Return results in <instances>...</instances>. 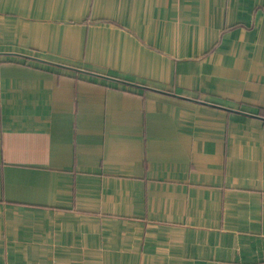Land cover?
Listing matches in <instances>:
<instances>
[{"label":"crops","instance_id":"obj_1","mask_svg":"<svg viewBox=\"0 0 264 264\" xmlns=\"http://www.w3.org/2000/svg\"><path fill=\"white\" fill-rule=\"evenodd\" d=\"M0 264H264V0H0Z\"/></svg>","mask_w":264,"mask_h":264},{"label":"water","instance_id":"obj_2","mask_svg":"<svg viewBox=\"0 0 264 264\" xmlns=\"http://www.w3.org/2000/svg\"><path fill=\"white\" fill-rule=\"evenodd\" d=\"M262 119V118H261Z\"/></svg>","mask_w":264,"mask_h":264}]
</instances>
